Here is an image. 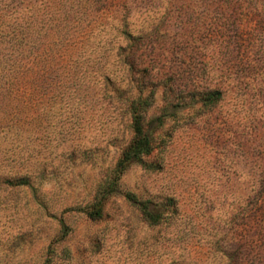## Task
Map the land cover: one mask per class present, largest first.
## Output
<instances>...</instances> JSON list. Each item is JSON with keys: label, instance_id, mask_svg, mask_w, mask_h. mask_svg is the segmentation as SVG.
<instances>
[{"label": "rangeland", "instance_id": "374dc122", "mask_svg": "<svg viewBox=\"0 0 264 264\" xmlns=\"http://www.w3.org/2000/svg\"><path fill=\"white\" fill-rule=\"evenodd\" d=\"M143 5L132 2L137 27ZM146 5L163 26L154 50L161 64L177 69L185 90L217 88L222 100L166 119L144 158L157 168L127 169L91 220L85 210L133 138L114 91L126 80L116 57L125 41L111 27L121 9L92 29L95 44L77 62L55 60L23 95L1 92L0 264H264V220L248 204L264 176V0ZM23 6L5 11L6 20ZM20 178L29 184L6 183ZM125 192L149 201L160 222L146 221Z\"/></svg>", "mask_w": 264, "mask_h": 264}, {"label": "trees", "instance_id": "16d2710c", "mask_svg": "<svg viewBox=\"0 0 264 264\" xmlns=\"http://www.w3.org/2000/svg\"><path fill=\"white\" fill-rule=\"evenodd\" d=\"M133 1L0 0V94L5 90L7 93L23 95L26 90L24 84L30 85L38 77H47L55 60L77 62L78 52L84 49L82 47H85L84 53L90 44H95L90 41L92 29L102 27L117 9L122 11L119 22L111 27L116 31L113 38L118 35L125 41V45L117 47L116 57L126 80H121L125 88H116L114 91L116 100L125 104L130 115L133 138L116 163L113 180L101 197L85 210L91 220L100 219L103 202L110 195L119 193L118 180L127 169L134 165L145 170L157 168V165L146 162L144 158L157 147L154 131L166 119L176 118L179 111L196 104L211 109L223 97L222 91L217 88L195 91L181 87L177 69L173 65L161 64L154 53L156 42L163 35V26L160 21L155 22L150 12L155 14L158 9L154 5H146L148 0H140L144 3L142 14L146 16L141 26L137 27L135 21L131 20L134 17L131 14ZM19 5H24L21 14L6 20L8 15L5 11ZM79 26L87 27L89 32H76L73 29ZM112 41L110 39L109 44ZM158 90H161L160 105L156 103ZM154 109L158 111L157 114L150 112ZM6 183L13 187L29 184L26 178L7 180ZM123 196L129 203L139 207L150 224L160 222V216L150 208L149 201H140L131 192H125ZM248 201V204H253L251 212L254 217L258 214L264 220V176L259 179V188L249 196ZM61 230L64 238L69 230L63 222Z\"/></svg>", "mask_w": 264, "mask_h": 264}]
</instances>
